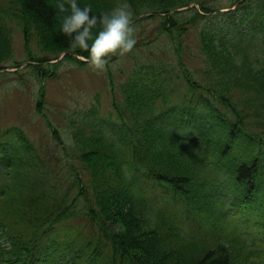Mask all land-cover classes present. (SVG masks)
<instances>
[{
  "label": "trees",
  "instance_id": "trees-1",
  "mask_svg": "<svg viewBox=\"0 0 264 264\" xmlns=\"http://www.w3.org/2000/svg\"><path fill=\"white\" fill-rule=\"evenodd\" d=\"M127 3L137 40L103 70L106 105L47 112L50 80L88 52L56 0H0V107L30 81L44 121L0 109V264H264V0Z\"/></svg>",
  "mask_w": 264,
  "mask_h": 264
},
{
  "label": "rangeland",
  "instance_id": "rangeland-1",
  "mask_svg": "<svg viewBox=\"0 0 264 264\" xmlns=\"http://www.w3.org/2000/svg\"><path fill=\"white\" fill-rule=\"evenodd\" d=\"M222 3L229 4V0H222ZM190 33V39L194 41V32L190 31ZM35 50L38 51V48L35 47ZM26 53L24 36L19 29H15L14 59L20 61L24 60L27 58ZM116 65H112L114 76L115 78L122 77L120 75L121 73H116L118 67ZM124 65L125 64H120V67ZM16 70L17 69H14L13 71ZM60 72L59 78L50 80L47 86V107L45 111L48 112L51 108L57 106L61 109L62 106H69V108L73 107L72 110L90 107L94 102V94L98 91L101 92L102 107L106 105L108 95L106 87H102V85L105 86L106 84L103 70L94 69L90 64L84 66L69 64L61 68ZM19 83V80L12 81L10 82V87L16 84V86L23 87ZM23 88L24 89L12 88V93H6L2 98L0 109L5 115V119L10 122H14L19 113L24 114V127L28 129V126L31 125L32 127H29V130L38 132L40 131L39 128L43 126L44 121L35 109L36 104L33 91L36 87L32 82L27 81L24 83ZM2 89L3 84L0 87V90ZM101 110L104 112L105 108Z\"/></svg>",
  "mask_w": 264,
  "mask_h": 264
},
{
  "label": "clouds",
  "instance_id": "clouds-1",
  "mask_svg": "<svg viewBox=\"0 0 264 264\" xmlns=\"http://www.w3.org/2000/svg\"><path fill=\"white\" fill-rule=\"evenodd\" d=\"M56 7L63 13L61 31L70 37L73 47L87 50L94 69L105 70L113 55L136 44L135 14L127 0L99 14L92 11L91 2L81 6L79 0H56Z\"/></svg>",
  "mask_w": 264,
  "mask_h": 264
}]
</instances>
